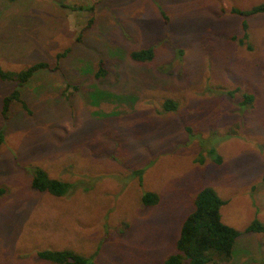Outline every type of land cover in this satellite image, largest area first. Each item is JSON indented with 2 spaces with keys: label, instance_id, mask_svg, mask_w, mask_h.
Listing matches in <instances>:
<instances>
[{
  "label": "rangeland",
  "instance_id": "rangeland-1",
  "mask_svg": "<svg viewBox=\"0 0 264 264\" xmlns=\"http://www.w3.org/2000/svg\"><path fill=\"white\" fill-rule=\"evenodd\" d=\"M262 2L0 0L3 69L48 65L21 89L28 112L15 103L0 115V264H50L36 256L44 249L164 264L206 186L226 202L224 224L264 226V14L247 19L248 50L231 13ZM148 47L150 63L130 59ZM16 88L0 81V108ZM168 99L177 110H164ZM33 166L71 192L33 190ZM144 192L158 205L144 207ZM233 252L220 264H264V232L242 233Z\"/></svg>",
  "mask_w": 264,
  "mask_h": 264
},
{
  "label": "trees",
  "instance_id": "trees-1",
  "mask_svg": "<svg viewBox=\"0 0 264 264\" xmlns=\"http://www.w3.org/2000/svg\"><path fill=\"white\" fill-rule=\"evenodd\" d=\"M15 1V0H10ZM82 9V8H80ZM231 13L239 16L241 20L242 37H233L239 46H245L251 50L249 44L248 22L252 16L264 14V2L242 10L232 8ZM67 51L57 54V59H62ZM132 61L138 63H150L155 57L153 47L132 50L129 53ZM45 62H38L20 71H9L3 69L0 64V81L13 82L16 89L4 96L1 100L0 115L4 120L8 119L9 110L15 103L19 104L28 112L27 105L21 99V89L40 71L47 69ZM107 75V69L103 60L98 63V70L95 73L96 79H103ZM254 97L243 94L242 106L251 105ZM165 111L177 110V103L166 100L163 103ZM3 142V132L0 130V145ZM211 159L216 163H221V157L214 149L209 150ZM143 170H138L136 174L142 178ZM30 186L39 193H48L53 197H63L72 190L69 182L52 179L46 171L40 167L29 168ZM4 189L0 188V197L4 194ZM159 196L154 192H144L141 196V204L144 207L152 208L158 205ZM226 202L221 199L216 191L209 186L200 189L193 199V210L185 217L179 229L177 240L175 241V253L171 254L164 264H217L229 263L233 258V248L243 234L262 233L264 226L257 220H253L244 231H238L222 222L221 209ZM40 261L50 264H97L93 257H86L72 250L44 249L36 253Z\"/></svg>",
  "mask_w": 264,
  "mask_h": 264
},
{
  "label": "crops",
  "instance_id": "crops-1",
  "mask_svg": "<svg viewBox=\"0 0 264 264\" xmlns=\"http://www.w3.org/2000/svg\"><path fill=\"white\" fill-rule=\"evenodd\" d=\"M234 259V257L232 258V260Z\"/></svg>",
  "mask_w": 264,
  "mask_h": 264
}]
</instances>
